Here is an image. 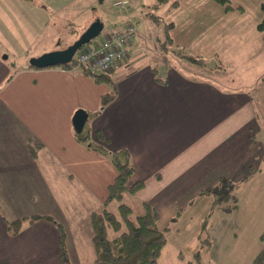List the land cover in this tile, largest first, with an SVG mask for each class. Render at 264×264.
I'll return each mask as SVG.
<instances>
[{
	"label": "crops",
	"instance_id": "crops-1",
	"mask_svg": "<svg viewBox=\"0 0 264 264\" xmlns=\"http://www.w3.org/2000/svg\"><path fill=\"white\" fill-rule=\"evenodd\" d=\"M31 1V9L38 10L24 13L25 22L18 20L20 16L14 18L17 26L27 33L31 28L45 27L43 35L60 40L66 25L60 10L50 8L47 0V5L19 0L26 5ZM12 2L6 1L9 11ZM100 14L96 10L91 20ZM125 26L120 24L116 29ZM42 34L26 36L28 48L41 45ZM6 35L0 30L10 46L9 52L0 48V195L5 198L13 190L11 196L18 206L23 205L24 196L56 195L61 213L52 216L66 229L72 263L87 264L77 263L76 258H83V251L92 248L91 214L104 207L109 184L117 174L109 159L88 150L76 138L72 118L78 108L89 112L84 129L104 131L108 148L130 149L135 163L131 183L149 181L137 193L160 211L159 226L168 228V232L175 214L199 189L185 187L184 180L191 172L210 176L225 172L239 183L245 180L246 188L250 178L264 175V142L255 137L261 125L255 118L253 98L226 92L216 81L190 78L173 66L167 69L166 80L157 74L152 60L159 52L157 45L151 49L150 41L141 42V33L132 46L131 68L120 66L115 71L118 76L111 74L116 81V97L100 114L94 112L101 96L111 90L110 85L97 83L79 67L34 68L24 58L20 62V57L15 62L9 59L11 54L24 47H20L17 35L12 41H7ZM79 36H71L66 45L44 41L37 49L40 53L32 57L66 47ZM151 51L153 55L147 56ZM5 52L7 56H3ZM159 75L165 83L156 79ZM36 144L42 148H37L34 155L31 145ZM2 202L0 199V205ZM14 217L0 213V264H62L61 230L57 225L45 219L26 220L16 234L7 223ZM76 224L83 227L78 231ZM194 248H200L204 260L211 249L210 234L207 242ZM89 264L108 263L94 259Z\"/></svg>",
	"mask_w": 264,
	"mask_h": 264
},
{
	"label": "rangeland",
	"instance_id": "rangeland-1",
	"mask_svg": "<svg viewBox=\"0 0 264 264\" xmlns=\"http://www.w3.org/2000/svg\"><path fill=\"white\" fill-rule=\"evenodd\" d=\"M6 1L9 0H0V30L7 32L5 37L7 41H12L14 35H17L20 47H24L11 54L9 59H13L15 62L17 57H20L18 59L20 62L22 58L26 62L30 61L33 53H40L41 50L37 49L43 47L44 41L50 44L60 42L68 44L72 39L71 36L78 33L81 35L97 18L104 22L101 34L106 31L108 33L109 30L115 29L120 24H125L126 21L125 15L113 5L114 0H104L105 2L99 0H47L48 6L53 10H60L59 15L65 17L66 20L65 34L61 35L60 40L59 38L56 40V37H47V33L42 34L47 30L45 27L38 30L31 28L27 33L17 26L18 23L14 21V18L20 16L18 20L25 22L27 18L24 13L33 11L32 14H35L38 10L36 7L31 9L32 1L31 4L26 5L19 0H13L14 6L11 11L7 10ZM155 1H131L133 2L131 19L137 24L140 31L138 34L141 33L145 43L150 40V34L153 36L152 46L149 45L151 49L156 43L160 44L157 47L162 48L159 50L161 53H155L152 58L154 63L156 60L162 62L156 64L157 72L168 80L166 71L170 66H173L190 78L216 81L221 86L220 88L226 92L250 95L256 110L255 118L261 125V130L256 131L255 137L264 142V33L258 28V23L264 17V0H231L236 6L231 10L215 0H181L180 4L176 6H174L175 0H169L155 10L163 18L162 21H156L149 16L148 12H151ZM37 3L47 5L44 0H37ZM96 10L101 14L91 20ZM165 22H173V26L170 28L173 42H166L169 45L168 52V48H165L164 44L163 47L161 46V43L166 40ZM37 33L42 34L41 45L35 44L36 48H28L30 41L25 40L26 36H33ZM101 34L97 36V39L103 37ZM139 39L137 37L135 42L132 40V44L129 46V57L125 61L128 66L133 65L134 50L132 46ZM9 47L0 36V48L9 52ZM180 51L187 55L200 56L204 59V63L192 61L180 55ZM147 52L150 51L147 50ZM153 53L151 51L150 55ZM164 54L169 56L168 61L163 57ZM7 55V52L3 53V56ZM119 67L116 66L106 73L111 75ZM95 72L102 71L96 70ZM116 74L118 76L120 73ZM103 110L105 108L100 109L99 114ZM105 143L109 144L106 140ZM81 158L83 159V156ZM133 164L135 166V163ZM261 166L264 172V162ZM227 175L229 174L219 172L210 176V174L201 171H193L187 175L184 180L185 187L192 189L198 186L201 189H198L193 196L191 194L190 200L184 204L182 210L175 214L172 227L167 232L168 239L160 255L159 264H260L256 262V258L263 248L261 234L264 231V175L250 178L248 188L244 183L245 180H240V183L237 181L239 185L236 187L235 194L238 196V205L242 206L228 212L221 208L224 207L225 202L230 203L232 198L220 201L212 191H202L213 184L215 185L222 176ZM147 183L149 181L144 183V187ZM12 191L9 190L5 198L0 195V199L3 201L0 206L4 215L21 217L47 213L54 216V213L58 211L61 213L56 195L31 194L24 196L23 205L18 206L19 203L11 196ZM137 196L141 198L138 193H129L126 195L125 202L133 206L136 212H139L141 207L138 206ZM116 207L117 202L111 204V208L119 214L118 207ZM74 226L76 230L78 228V231L83 227L80 224ZM109 234L115 236L118 232L110 228ZM209 234L211 249L206 251L204 260L201 258L198 262L199 260L194 254V247L200 242L205 243V238H209ZM72 239L73 237H70V241ZM66 242L67 236H65ZM82 255H84L83 258H76L77 263L87 262L89 264L93 262L96 257L94 245L91 249H86V252L84 250ZM181 257L183 259L186 257L183 263Z\"/></svg>",
	"mask_w": 264,
	"mask_h": 264
},
{
	"label": "trees",
	"instance_id": "trees-1",
	"mask_svg": "<svg viewBox=\"0 0 264 264\" xmlns=\"http://www.w3.org/2000/svg\"><path fill=\"white\" fill-rule=\"evenodd\" d=\"M99 1L105 2L104 0ZM168 1L169 0H156L152 5L151 12H148L149 16H151L156 21H162L163 18L158 15L155 10L162 3H167ZM180 1L181 0H175L174 6L180 4ZM215 1L220 4H223L228 10H231L236 7L235 5H233L231 0ZM239 7L241 8V6ZM120 11L125 15L126 18V26L124 28H126L130 22L136 25V31L132 34V36L129 37V39H127L126 42L127 48L129 49V45L132 44V40L133 42H135V39L137 38L136 34L139 33L137 24L131 19L132 2L128 11ZM172 24L173 22H165L164 30L166 32V40L161 43L162 47L164 44L165 48H168L167 52L169 51V45L166 42H173V38L170 34V28L173 26ZM258 28L264 33V17L258 23ZM120 30L121 29L115 28L109 30L108 32L116 33ZM138 37L140 38V36ZM149 39L150 40H147V42H151V39H154L151 34L149 36ZM140 41L142 42L143 38L140 39ZM156 45L160 44L156 43ZM158 50H162V48L160 49V46H158ZM157 53H161V51ZM149 55L150 54L148 53L147 56ZM180 55L197 63H204V59L200 56L195 57L193 55H187V53L181 51ZM163 57L166 58L165 60H169V56L167 54H164ZM157 63L162 62L156 60L155 67L157 66ZM122 65L129 68L131 67V65L128 66L125 61L119 62L117 64V67ZM59 66L64 68L79 67V69H81L83 73L91 75L97 83H106L111 86V90L101 96L100 109L106 108L107 105L111 103L112 100L116 97V81L114 78H112L110 73L95 72L93 69L90 68V66L86 64L77 65L76 60H73L66 64H60ZM32 67L39 68L35 65H32ZM155 70L157 71V67ZM156 77L159 82L165 83L166 80L160 75ZM100 109L95 110L94 113L99 114ZM74 131L76 138L81 143H83V145L88 150L103 155L104 157L109 159L117 169V174L114 178V181L109 184L108 195L105 199L104 207L99 211H93L91 214V220L94 230L92 240L96 251L95 260L106 262L108 264H159L160 255L168 239V228H161L158 225V221L161 217L160 211L148 201L138 199L136 197L135 198L138 200V206L141 207V210L139 212H136L133 206L125 202L127 194H135L144 187V182L140 180L131 183V179L135 173V166L132 161V153L130 149L126 147L119 149L108 148L107 144L105 143V140L106 142H109L108 138L106 139V134L101 129L95 130L93 132L92 128L91 131L90 129L86 128L83 129L81 132H78L74 128ZM39 145H31V150L34 155L37 154V148H42ZM238 185V182L234 181L232 178L228 176H222L218 183H215V185L213 184L212 186L207 187L206 190L202 191H212L214 194L217 195V198L220 201H227L228 199L232 198V201L230 203L225 202L223 204L224 207H222V209L228 212L234 211L238 207V196L235 194V190ZM115 202H117L119 214H117L115 209H112L111 205H109L114 204ZM38 219H45L51 221L59 227V229L61 230L62 264H71L72 261L70 260V256L65 243V229L62 223L60 221H57L52 215L34 214L32 216H18L14 219L7 220V223L9 230L17 234L22 228L24 221L29 220L30 222H34ZM110 228L116 230L118 234L115 236H111L109 234ZM205 240L207 242L209 238L207 237L205 238ZM261 240L264 244V232L261 234ZM203 244L204 243L201 242V246ZM194 250V254L197 260L201 259L200 248H194ZM184 260H186V257L185 259L181 257L182 263L184 262ZM198 262H200V260ZM256 262L260 264L264 263V245L257 255Z\"/></svg>",
	"mask_w": 264,
	"mask_h": 264
},
{
	"label": "built area",
	"instance_id": "built-area-1",
	"mask_svg": "<svg viewBox=\"0 0 264 264\" xmlns=\"http://www.w3.org/2000/svg\"><path fill=\"white\" fill-rule=\"evenodd\" d=\"M132 0H114L113 5L128 11ZM136 31V25L130 22L126 28L113 33H103L101 39H95L92 43L81 49L76 57L78 64H86L93 70L108 72L117 66L119 62L126 61L129 57V49L126 42Z\"/></svg>",
	"mask_w": 264,
	"mask_h": 264
},
{
	"label": "water",
	"instance_id": "water-1",
	"mask_svg": "<svg viewBox=\"0 0 264 264\" xmlns=\"http://www.w3.org/2000/svg\"><path fill=\"white\" fill-rule=\"evenodd\" d=\"M103 29L104 22L100 18H97L73 43L65 48H58L46 51L38 56H33L30 59V64L38 67H48L69 63L74 59L77 51L93 38L99 36ZM72 119L75 130L81 132L89 120V112L85 108H78Z\"/></svg>",
	"mask_w": 264,
	"mask_h": 264
},
{
	"label": "clouds",
	"instance_id": "clouds-1",
	"mask_svg": "<svg viewBox=\"0 0 264 264\" xmlns=\"http://www.w3.org/2000/svg\"><path fill=\"white\" fill-rule=\"evenodd\" d=\"M104 33H107V31L104 32ZM101 35H103V33H102ZM95 39H97V37L93 38L90 42H88V43H86L85 45H83V46L81 47V49H83L86 45L92 43V41L95 40ZM72 43H73V42H72ZM66 47H67V46H66ZM64 48H65V47H64ZM81 49H79V50L77 51L76 55L74 56L75 59H73V60H76L77 54H78V52H79ZM73 60H72V61H73ZM76 63H77V62H76ZM59 65H60V64H59ZM77 65H81V64H78V63H77ZM75 68H76V67H75ZM94 71H96V70H94Z\"/></svg>",
	"mask_w": 264,
	"mask_h": 264
},
{
	"label": "flooded vegetation",
	"instance_id": "flooded-vegetation-1",
	"mask_svg": "<svg viewBox=\"0 0 264 264\" xmlns=\"http://www.w3.org/2000/svg\"><path fill=\"white\" fill-rule=\"evenodd\" d=\"M64 48V47H63Z\"/></svg>",
	"mask_w": 264,
	"mask_h": 264
}]
</instances>
